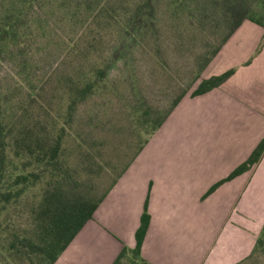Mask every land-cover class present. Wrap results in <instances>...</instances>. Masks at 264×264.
<instances>
[{
  "label": "rangeland",
  "instance_id": "obj_1",
  "mask_svg": "<svg viewBox=\"0 0 264 264\" xmlns=\"http://www.w3.org/2000/svg\"><path fill=\"white\" fill-rule=\"evenodd\" d=\"M138 1L40 0L33 10L32 54L36 72L50 76L45 100L50 101L56 127L66 99L59 79L77 66L86 71L92 60L107 64L105 76L65 126L63 138L62 159L77 171L79 188L92 184L96 194L151 136L175 99L191 94L202 78L232 69V74L244 73L255 87L264 81V33L258 43V24L247 19L203 68L227 33L221 11L225 0H151L152 25L145 32L125 28ZM227 1L239 9H255L254 16L262 15L264 21V0ZM0 77L5 86L13 85L4 66ZM85 151L93 158L84 160ZM37 192L36 186L0 213V259L11 236L28 230ZM243 264H264V255Z\"/></svg>",
  "mask_w": 264,
  "mask_h": 264
},
{
  "label": "crops",
  "instance_id": "obj_2",
  "mask_svg": "<svg viewBox=\"0 0 264 264\" xmlns=\"http://www.w3.org/2000/svg\"><path fill=\"white\" fill-rule=\"evenodd\" d=\"M237 71L178 100L52 264H111L135 246L145 202L140 255L149 264H235L249 255L264 223V155L226 178L264 137V81L255 87Z\"/></svg>",
  "mask_w": 264,
  "mask_h": 264
},
{
  "label": "trees",
  "instance_id": "obj_3",
  "mask_svg": "<svg viewBox=\"0 0 264 264\" xmlns=\"http://www.w3.org/2000/svg\"><path fill=\"white\" fill-rule=\"evenodd\" d=\"M36 4H40V0H0V66L7 68L13 80V85L8 87L0 77V213L15 204L27 191L38 187L37 199L31 203L29 211V228L24 233L11 236L3 249L0 264H18V261H25L24 264H35V261L52 264L149 138L99 194H96L92 184L79 188L77 171L62 159L65 126H70L78 105L105 76L107 64L92 60L86 71L77 66L59 79L66 99L61 125L56 127L53 121L55 115L50 113V101L45 100V85L50 82V76L42 77L36 72L31 48V23ZM222 4L227 33L206 57L203 68L243 20H250L264 28L262 15L254 16L255 9H239L227 0ZM152 15L151 0L138 1L134 11L127 15L125 28L145 32L152 25ZM232 72L229 69L202 78L191 95L220 86ZM183 95L175 99L170 110ZM168 112L154 122L150 135ZM263 155L264 137L226 179L249 170ZM82 156L84 160L93 158L89 151ZM218 184L220 182L208 192ZM148 223L145 202L135 231V246L123 247L111 264H149L140 255ZM259 255H264V223L249 255L235 264H243Z\"/></svg>",
  "mask_w": 264,
  "mask_h": 264
}]
</instances>
